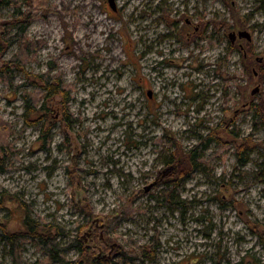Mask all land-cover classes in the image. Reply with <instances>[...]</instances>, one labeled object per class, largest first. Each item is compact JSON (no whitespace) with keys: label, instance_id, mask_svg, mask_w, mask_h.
<instances>
[{"label":"rangeland","instance_id":"obj_1","mask_svg":"<svg viewBox=\"0 0 264 264\" xmlns=\"http://www.w3.org/2000/svg\"><path fill=\"white\" fill-rule=\"evenodd\" d=\"M12 2L31 18L0 50V69L22 67L0 81V264H57L25 219L62 246L81 240L89 252L65 256L85 264H125L130 245H158L152 264H264V120L250 111L264 105V0ZM12 14L0 7V24ZM239 31L251 41L231 43ZM46 73L59 95L38 91ZM163 136L170 153L198 147L201 171L167 168ZM170 180L181 205L160 197Z\"/></svg>","mask_w":264,"mask_h":264},{"label":"trees","instance_id":"obj_2","mask_svg":"<svg viewBox=\"0 0 264 264\" xmlns=\"http://www.w3.org/2000/svg\"><path fill=\"white\" fill-rule=\"evenodd\" d=\"M38 2L41 5H46V0H31V3L29 2L28 6L32 7L34 3ZM28 3V2H27ZM17 3L12 2V0H1L0 1V7H9L13 9V14L12 18H15L14 20H11L10 22H5L0 24V50H3V44L5 47L12 46L14 44H17L18 42L22 41L23 42V35L25 34L26 27L30 23V15L29 14H23L20 11V8H17ZM44 8V7H43ZM229 26L227 25V28ZM229 29V28H228ZM242 59L246 57L241 55ZM245 67V66H244ZM22 70L21 67V61L20 59H17V56H14L13 59L10 61H7L4 63L0 69V81L6 82L7 84L11 83V79L14 74L19 73V71ZM40 79H42V87L38 89L41 93H44L46 97H52L59 95L61 93V85L56 86L52 85L54 82V79L50 76V74L46 73L44 76H40ZM53 80V81H52ZM36 103L33 102V99L30 98V100H26V111L24 117L26 115L32 116L35 115L38 111V109L35 106ZM264 110V105L261 108L259 105H251L250 111L261 117L262 120H264V115L262 111ZM31 118V117H30ZM30 122L29 120H27ZM39 121L35 118L32 119L31 122L29 123V126H38ZM5 123H0V127H5ZM27 127V126H25ZM1 132V128H0ZM167 139V138H166ZM207 141H213L212 138H209ZM162 143H163V149L164 151L162 154L164 155V160L163 163L167 168H172L179 166V168H175L174 172L179 171L181 168H189L191 171H201L202 169V159H201V154L198 152V147H193L191 148L187 154H179L177 153L176 150L168 152V150L172 149V141H167L165 140V137L163 136L162 138ZM207 144H204L202 147L205 149ZM241 147H244L245 144H241ZM0 148L4 149L5 153L7 152L8 144L5 142V135L0 133ZM238 159L240 162V165H245L248 162L247 157H245V153L242 152L238 155ZM185 160L187 161L186 165L182 166V162ZM182 161V162H181ZM177 170V171H176ZM163 187L170 189L171 187L173 188L170 190L172 192L171 198L166 197V192L167 191H161V199L163 201L168 202L167 204H174V205H181V201L177 199L176 197L173 196V191L176 189L177 184L175 183L174 180H170V183H164L162 184ZM160 199V200H161ZM158 200V199H157ZM159 201V200H158ZM84 211H87V207H85ZM87 213V212H86ZM116 215L114 216H107L105 217L106 224L108 225V230H111L112 223L118 219L120 216H126L128 214H131V211L128 210V203H126L125 206H123L119 211H116ZM88 215V214H87ZM88 217H90L88 215ZM34 223L30 219H25L24 220V225L26 227V232L24 235H27L31 237L33 240H35L41 247H43L44 251L48 255L49 262H55L57 264H85V262H81L79 260H70L67 259L65 256V251L73 248L76 249L80 252L81 254H84V252H89L90 249H87L83 246L81 240L78 238H75L71 241V243L68 246H62L60 242L57 241V238L59 237V234H51V231H45L44 229L37 228V225H35V228L33 226ZM92 233V232H91ZM9 237V236H8ZM9 239V238H8ZM12 237L10 236V244H13L11 241ZM158 245H155L150 251L146 250L144 247H136L130 245V250H124L122 248L119 249L120 255L122 256V261L123 263H127L126 261L129 259L130 261H133L137 258L140 259L141 264L146 263H153L155 261V254H156V249ZM136 250V251H134ZM141 257V258H140ZM88 264H115L110 262L109 260L106 259H95ZM128 264V263H127Z\"/></svg>","mask_w":264,"mask_h":264},{"label":"water","instance_id":"obj_3","mask_svg":"<svg viewBox=\"0 0 264 264\" xmlns=\"http://www.w3.org/2000/svg\"><path fill=\"white\" fill-rule=\"evenodd\" d=\"M108 4L113 10H115L113 0H108ZM228 38L231 43H233L236 39H245L247 42L251 41V35L247 31H239L238 33L231 32L229 33ZM256 91H258V88L254 89L252 94H254ZM147 96L151 97L150 92L147 93Z\"/></svg>","mask_w":264,"mask_h":264},{"label":"flooded vegetation","instance_id":"obj_4","mask_svg":"<svg viewBox=\"0 0 264 264\" xmlns=\"http://www.w3.org/2000/svg\"><path fill=\"white\" fill-rule=\"evenodd\" d=\"M148 98H150V97H148ZM87 235H88L89 238L91 237V230L89 231V233ZM88 249H91V248H88ZM98 259H106V260H109V259L104 258V257H102V258L101 257H98L97 260Z\"/></svg>","mask_w":264,"mask_h":264}]
</instances>
